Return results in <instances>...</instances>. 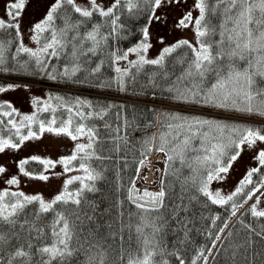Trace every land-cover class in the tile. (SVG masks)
<instances>
[{
    "label": "trees",
    "instance_id": "obj_1",
    "mask_svg": "<svg viewBox=\"0 0 264 264\" xmlns=\"http://www.w3.org/2000/svg\"><path fill=\"white\" fill-rule=\"evenodd\" d=\"M115 3L116 1L113 5ZM215 3L216 0H209L210 6ZM131 4L135 6L130 7L128 0H121L114 8V16L118 17L115 26L111 23L113 17H101L97 12L91 18L85 19L75 13L72 6H62L53 21L57 28L64 27V16L67 15L72 23L83 21L78 30L80 37H84L95 25H99L100 35L106 39L101 41L95 52L88 51L93 44L85 40L82 46L77 41L75 56L72 54L71 44L56 57L42 55L43 66L37 65L35 58L29 53L17 52V48L23 45L15 26L0 29V43L5 49V59L3 64H0V73L48 85L40 86L45 97L37 98L34 113L30 116L32 119L22 121L19 135L29 130L39 132L41 123L44 126L62 127L70 118L73 121L70 130L75 128L77 122L94 128L93 149L89 151H94L95 156L85 163L99 173L100 178L94 182L95 191H84L79 206L72 203L56 206L57 211H63L67 215L74 233L71 242L73 253L66 257L62 264H99L100 253L104 254V264H128L129 259H142L146 251L155 253L152 256L153 264H180V259H183L185 264H192V260L200 255L201 250L203 256L196 260V264H264V217H254L251 214L249 209L252 204L244 206L230 223L233 217L232 202L227 205L213 204L196 191L191 181L185 183V178L189 177L191 172L188 167L181 166L179 159L172 162L171 168L165 174L167 157L165 152L157 150L161 143V133L167 134L168 124L176 123L171 119L172 114L264 130V122L214 114L208 110L262 116L250 115L232 108H218L194 101L173 99V93L168 89L177 85V78L183 75L192 59L191 49L186 46L177 48L175 52L167 55L162 65L144 64L137 70V66L132 62L139 60H129L125 69L127 71L117 72L116 59L125 57V54L127 56L132 46L145 42L144 29L149 25L155 9L147 0H131ZM225 7L227 5L222 4L215 13L207 14L206 22L215 28V34L207 37L210 41L220 40V24L224 20ZM235 11L231 14L235 15ZM252 15L253 22L248 27L253 29L254 36H258L260 31H264V24L258 25L255 21L264 17L258 7L254 8ZM228 27H233L232 22L228 23ZM76 34L75 31L70 32L69 37ZM43 42L41 39L33 51L38 50ZM215 50L213 48L214 52ZM257 57L258 54L253 52L247 54L245 59L236 58L231 63H234L238 70H243L248 66L249 60L255 62ZM229 63L227 58L220 61L225 75L229 70ZM74 67L78 70L72 74ZM215 79V74L210 73L201 87L210 88ZM8 85L15 83L0 80V86ZM60 85L82 88L86 91L52 87ZM179 86L191 87L192 82L184 80L179 82ZM257 89H264L262 76L255 77L253 90ZM111 94L135 96L147 101L118 98ZM261 99L264 97H258L254 103ZM69 108L72 109L71 112L68 111ZM77 113H83L84 116L81 117ZM89 113L92 115L89 116ZM12 115L13 111L8 107L0 114V138L9 139L17 144L19 135L9 123ZM53 120L55 124L51 123ZM204 131L208 129L205 128ZM212 135L220 134L213 132ZM165 139L171 142L166 148V151H170L175 142L170 135H166ZM180 139H183V135ZM224 139L227 142V132L224 133ZM193 144L199 147L200 140H193ZM152 146L164 156L161 188H164L166 194L163 207L158 211L145 213L138 209L128 196L137 169ZM238 150L239 148L231 151ZM188 155L191 157L196 153L190 152ZM27 161L28 163L23 166L25 171L39 173L43 170L44 165L39 161ZM222 162L226 163L227 157L223 158ZM70 166L79 167V160L72 161ZM256 168L258 171L252 177L255 183L246 185L244 192L234 197L238 205L245 204L246 192L253 187L258 190L262 187L260 182L264 180V166L258 164ZM80 187V182L74 181L67 186V190L75 192ZM38 207V203L28 205L24 213L18 217L15 227L0 224V233L5 237V241L0 242V256L4 257V264H7L9 254L17 247L23 245L25 250H28L29 242L33 244L30 250L31 264H42V261L47 259V256L41 257L37 248L51 243L50 225L54 213H47L36 219L34 213ZM25 220L29 221V224L34 223L37 227L43 228V237L37 238L35 231L29 232V225L21 229L20 224ZM145 224L147 226H144ZM138 226L142 227V232L137 231ZM154 228L159 231H154ZM217 235L219 237L222 235V238L217 239ZM146 239L150 241L147 245ZM15 264H20V261H16ZM53 264L61 262L54 261Z\"/></svg>",
    "mask_w": 264,
    "mask_h": 264
},
{
    "label": "snow or ice",
    "instance_id": "obj_2",
    "mask_svg": "<svg viewBox=\"0 0 264 264\" xmlns=\"http://www.w3.org/2000/svg\"><path fill=\"white\" fill-rule=\"evenodd\" d=\"M153 7H159L162 0H147ZM92 9L88 10L80 6L75 5L74 0H57L56 4L52 6L48 12L44 21L37 23L34 26L33 36L38 44L43 39V44L38 50L33 51L26 47H18L17 52L29 53L31 57L35 58L37 65L43 66L41 59L42 55L56 57L59 53L66 48L69 44L72 46V54L75 56L77 51V41L82 46L85 40L91 41L93 47L89 48V52H95L96 47L105 40L106 37L100 35L99 25H95L92 31L87 32L84 37L79 36V26L83 21H76L72 23L70 17L64 16V27L57 28L53 23L54 17H56L59 9L64 5L72 6V10L78 13L81 17L88 19L93 16L94 13L99 14L101 17H113L111 23L115 26L117 24L118 17L114 16V8L121 3V0H116V3L104 10L100 8L95 0H90ZM25 0H16V2L8 5V15L13 19H17L20 15V10L24 7ZM130 7L135 5L131 4V0H128ZM227 5L224 8V20L220 24V40L210 41L207 37L215 34V28L210 27L206 22L207 14L209 12L215 13L220 5ZM239 6V8H238ZM195 7L199 10L200 15L194 21L197 45H192L189 41H180L176 45L166 47L163 49L161 56L158 59L146 60L141 56L139 61L132 62L134 66H137L139 70L144 64L162 65L165 57L176 51L180 47H188L192 52V59L189 62L188 68L185 70L181 77H178L177 85L169 88L168 91L173 93V99L184 102H196L205 105H211L218 108H232L235 111L246 112L250 115H259L264 117V99L257 101L258 97H264V89L253 90L255 86V77H264V31H260L258 36H254L253 29L248 25L253 22L252 12L255 7H258L262 17H264V0H216L215 5L210 6L209 0H197ZM235 11V15L231 13ZM192 21L191 13H188L180 21V26H188V23ZM232 22L233 27L229 28L228 23ZM256 24H264V19L256 20ZM15 25L6 24L5 21L0 20V29L6 27H14ZM76 32V35L69 37L70 32ZM115 31V27L113 28ZM144 36L147 39V28L144 29ZM234 45V46H233ZM144 50H147L149 45L142 43L138 46ZM215 48V52L213 51ZM4 45L0 43V64H3ZM129 51H136V49H130ZM257 53L258 57L253 62L249 60L248 66L243 70H238L234 63H231L236 58L245 59L247 54ZM121 58H126L121 57ZM222 58H227L230 63L228 65V72L225 75L223 73L220 61ZM77 68L72 69V74H75ZM121 70L117 68V72ZM127 70H125L126 72ZM215 74V82L211 84L210 88L204 89L201 85L204 83L205 78L210 74ZM67 74V69L65 70ZM199 80H196V78ZM184 80H191V87L179 86V82ZM123 86V81H121ZM13 87L12 85L8 86ZM3 86H0V92L5 91ZM72 111L71 108L68 109ZM9 115V113H5ZM81 117L83 113H77ZM89 116L92 114L89 113ZM25 120H31V117H25ZM171 119L176 123H169V132L167 134L161 133V143L157 148L158 151L165 152L167 157L165 174L168 173L172 166V162L179 159L182 167H188L191 175L185 178V183L191 181L192 185L196 188V191L207 197L213 204L227 205L232 202L231 207L233 209L232 215L236 214V209L243 205H238L234 201V197L239 196L244 192L245 186L254 184L252 177L253 174L258 171L257 168H253L240 182V186L236 190L227 195L222 196L219 192L215 194L209 192L208 184L213 179H220L221 173H227L228 168L231 165V161L236 160L239 155L238 152L231 150L238 149L242 144L247 143L249 147L253 146L257 141L264 142V130L251 127H241L239 125H228L219 121L199 119L195 117H185L178 114H172ZM10 124L13 122L10 120ZM55 124V120L51 122ZM73 121L71 118L66 122L65 126L53 129L48 128V131H55L59 133H66L73 140H76L79 135L87 134L89 142L87 144H77L74 153L70 157L61 158L59 163L65 166V171L71 170L69 165L72 161L79 160V168L86 173L84 177H73L65 181V191L56 195L51 201H45L40 195H25L22 192H9L7 190L0 191V224H8L15 227L18 223V217L24 213L28 205L38 203L39 207L34 213L36 219H40L44 214L54 213V219L50 225L51 227V243L45 244L42 247L37 248V252L41 257L47 256L46 260L42 261V264H53L54 261H60L61 264L66 257H70L73 253L71 248V242L73 240V225L70 223L67 215L63 211H57L56 206L58 204L67 205L69 203L79 206L81 204V197L84 191H95L94 182L99 179V173L91 169L86 160L95 156L93 149L94 143V128L85 125L84 123L77 122L74 129L70 130ZM13 127H16L13 124ZM207 128L208 131H204ZM40 130L44 131V124H40ZM213 132H218L219 136L212 135ZM227 132V142L224 139V133ZM17 135H19V129L17 128ZM166 135L172 137V141L175 142L174 147L170 151H166L167 145L171 143L165 139ZM183 135V139L180 136ZM36 136V133L29 130L26 136L20 137V143L24 140ZM199 139L200 146L196 147L193 144V140ZM214 141V142H213ZM210 145V147L208 146ZM5 147L16 148L19 144L12 143L10 140L0 139V152L4 151ZM190 152L196 153L194 156H189ZM227 157V162L223 163V158ZM33 160H39L45 168L55 167V163L51 160H40L39 157H32ZM259 164L264 166V151H260L257 157ZM28 163L27 160L20 162V170L24 172V164ZM143 163V161H141ZM5 169L0 167V173H3ZM139 173V169H137ZM25 175L29 173L24 172ZM36 178L41 180H47L48 176L43 173L39 174ZM74 181H79L81 187L75 192L67 191V186ZM9 185L17 184L18 181L15 177H12L7 181ZM261 186H264V180L261 182ZM163 184V181H162ZM258 189L253 187L250 191L245 193L247 199H251L255 191ZM135 193V195H133ZM165 190L162 187L158 193H151L145 190L142 194L135 188L133 181L132 188L129 189L128 199L132 201L138 209H141L145 213L158 211L163 207V200L165 197ZM147 197L148 199H144ZM195 199V197H193ZM260 198H256V203L250 207V212L254 217H264V210H258L257 204ZM215 223V218L213 219ZM25 225H29V232L35 231L37 238H42L44 229L37 227L34 223L29 224V221L25 220L20 224V228L24 229ZM144 226H147L146 224ZM226 226V225H225ZM138 232H142V227H137ZM154 231H159L155 229ZM223 231V229H220ZM219 239V235L216 237ZM5 237L3 233H0V242H4ZM148 239L145 240V244H149ZM28 250H25L23 245L17 247L14 252L9 254L7 258V264H15L16 261H20V264H31L32 253L31 249L33 244L29 242L27 244ZM154 252L146 251L142 259H129L128 264H153L152 256ZM203 256V250L200 255L192 260V264H196V260ZM206 259V257H205ZM0 264H4V257L0 256ZM99 264H104V254H99ZM180 264H185L183 259H180Z\"/></svg>",
    "mask_w": 264,
    "mask_h": 264
},
{
    "label": "rangeland",
    "instance_id": "obj_3",
    "mask_svg": "<svg viewBox=\"0 0 264 264\" xmlns=\"http://www.w3.org/2000/svg\"><path fill=\"white\" fill-rule=\"evenodd\" d=\"M116 0H95L96 4L106 10L112 7ZM16 2V0H0V20L7 24H13L18 29L21 43L29 49H36L37 42L33 40L36 33L33 31L34 26L45 20L48 12L57 0H25L24 7L20 10V15L13 20L8 15V5ZM75 5L91 10L92 4L90 0H74ZM197 0H162L159 7H155L152 19L149 25L146 26L148 36L144 43L149 47L147 50L139 48L141 44L132 46L128 50V57L131 60H140L143 56L146 60L158 59L163 49L173 46L180 40L189 41L192 45H197V36L194 26V21L199 17L200 12L195 7ZM188 13H191L192 21L188 26H180V21ZM117 64L125 66L126 61L121 60ZM6 77V76H5ZM18 83L13 87L0 92V114L8 107L13 111L11 117L12 126L14 129H20L22 121L25 117H30L34 112L35 101L38 97H45V93L38 84H33L28 78H20ZM32 83V84H31ZM140 101L144 99L132 98ZM240 115L239 113H236ZM249 119V118H246ZM50 126H44V131L30 137L20 143V137L26 136L27 133L19 135V147H5L4 151L0 152V167L5 171L0 173V191L22 192L25 195H40L45 201H51L56 195L65 191V181L73 177H84V171L79 167H71V170L65 171V166L59 161L61 158L70 157L76 148L77 144H87L88 136L86 134L79 135L76 140L66 133H57L48 131ZM56 129L54 127H51ZM3 140H9L0 138ZM264 142L257 141L253 146L249 147L247 143L242 144L239 148V155L236 160L231 161L227 173H221L220 179H213L208 184L209 192L215 194L219 192L222 196H227L233 193L239 186V183L245 179L247 174L256 168L259 164L257 159L258 153L262 151ZM39 157L40 160H51L55 163V167L45 168L39 173H29L25 175L20 170V162ZM43 173L48 176L47 180L36 178ZM15 177L17 184L9 185L7 181ZM68 191V190H67ZM259 197L257 204L258 210H264V187L258 192L256 198ZM256 198L253 204L256 203Z\"/></svg>",
    "mask_w": 264,
    "mask_h": 264
}]
</instances>
